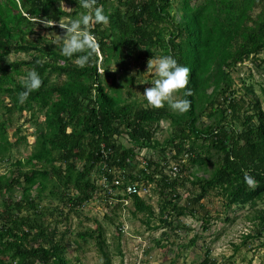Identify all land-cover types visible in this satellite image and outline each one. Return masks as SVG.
Wrapping results in <instances>:
<instances>
[{"label":"trees","instance_id":"16d2710c","mask_svg":"<svg viewBox=\"0 0 264 264\" xmlns=\"http://www.w3.org/2000/svg\"><path fill=\"white\" fill-rule=\"evenodd\" d=\"M62 4L71 11L63 10ZM96 6H103L109 23L88 27L99 52L80 67L75 56L83 53L64 56L45 37H35L34 26L56 19L55 25L44 28L63 36L66 30L59 27V20L70 23L80 12L91 14V10L80 8L77 0H0V110L6 115L0 116V161L16 169L15 175H0V196L4 197L0 201V264H70L65 244L69 230L60 231V224L68 223L71 213L79 214L101 194L96 180L103 162L129 173L143 149H158L163 164L145 159V168L138 176L129 173L125 184L156 183L161 197L157 215L137 195L99 196L100 200L112 198L119 209L129 200L134 214L144 215L145 224L156 216L160 225L154 230L173 232L184 227L180 218H198L200 209L206 231L210 218L202 201L215 192L222 197L225 211L248 208L253 212L252 217L246 216L253 229L242 244L263 238L264 208L258 207L264 206L263 103L252 85L244 81L241 88L235 85L232 73L246 62L264 71V0H97ZM137 52L149 60L170 54L190 69L189 111L177 114L168 105L144 108L123 100L114 81L103 83V76L115 77L110 72L112 64L125 70L124 60ZM18 54L28 60L9 62L11 55ZM33 69L43 83L20 103L23 77ZM182 92L180 98H184ZM261 93L264 101L262 86ZM23 112L30 116L27 123L37 127L38 137L30 155L12 163L14 150L26 138L10 142L6 125L12 115ZM38 113L44 117L41 123ZM204 117L209 124H203ZM163 121L169 122L171 132L161 144L155 137ZM20 131L18 127L16 134ZM123 137L129 147L121 142ZM168 149L173 152L169 159L178 167L175 177L164 174ZM102 150L109 151L106 161ZM188 165L213 170L207 178L188 180L197 193L180 205L178 178ZM245 172L257 181L254 188L244 182ZM16 189L21 192L19 200L13 199ZM33 190L36 196L31 195ZM49 198L62 208L41 206ZM55 213L59 215L53 222L45 221ZM78 237L83 242L95 240L103 264H111L100 226ZM204 256L199 264H222L210 257L209 250Z\"/></svg>","mask_w":264,"mask_h":264},{"label":"rangeland","instance_id":"374dc122","mask_svg":"<svg viewBox=\"0 0 264 264\" xmlns=\"http://www.w3.org/2000/svg\"><path fill=\"white\" fill-rule=\"evenodd\" d=\"M60 6L67 12L71 11V8L66 4ZM61 22L67 23V20L65 19ZM44 27L45 25L42 22L34 26V36L40 35L45 37L53 47L60 50V35L57 36L53 32H48ZM24 59L28 60L23 54L11 55L9 62ZM124 61L126 69L123 70L124 68L121 66L112 64L110 72L115 77L103 76V83L110 85L114 81L116 84L115 90L121 94L123 100L133 102L144 108L152 107L147 104L142 95L144 90L150 88L156 79L154 74L146 73L149 59L145 58L142 52H137L134 56ZM232 76L235 80V85L239 88L243 85L242 81H244L246 86H253L255 94L263 103L264 110L263 94L261 93V86L264 87V71L256 69L251 62H246L238 67V70H234ZM131 78L133 79L132 84H130ZM52 80L55 81L54 77ZM107 90L112 92L110 89ZM177 98H180L179 95ZM168 108L170 111L180 114L169 106ZM3 115L6 117L2 113V110H0V116ZM29 117L27 112H23V114L16 113L12 115V122L6 125L10 142L16 141L19 136L26 138V143L21 142L14 150L12 163L16 160L26 159L32 152L34 143L38 137V134H36L37 127L31 123H27ZM37 117L39 123L44 119L41 113H38ZM1 119L2 117H0ZM202 122L206 125L210 121L207 117H204ZM18 127H21V131L16 134ZM159 127L160 130L155 138L162 144L169 137L171 126L169 122L163 121L159 123ZM121 142L128 147L130 146L127 137H123ZM198 144L203 145L200 142ZM172 155L173 152L168 149L165 157L168 160ZM214 157L215 155H212V160ZM145 159H150L156 164H163L164 162V158L158 149L155 151L143 149L138 152L136 163L133 164L128 172L131 175L138 176V171L143 167L141 163ZM10 164L0 161V175L11 176L16 174V169ZM174 164L175 162L169 159V168L164 171V174H167L170 167ZM212 170L211 166L204 170V168H198V165H188V169L178 178L179 186L177 192L180 195V205H185L187 200L197 193L191 187L189 181L194 176L207 178ZM159 178L160 176L157 175L156 179ZM138 184L147 187L148 192L142 197L153 207L157 215L161 197L156 183L138 182ZM36 193L33 190L31 195L36 196ZM20 195V190L16 189L13 192V199L19 200ZM99 196L103 197V194L95 196L92 201L82 207L79 214L71 213L69 222L62 223L59 226L60 231H64L65 227L69 230L65 236V244L67 246L66 258L70 264H103V257L95 240L87 239L83 242L78 237L79 233L87 229L95 230L97 226H100L103 230V239L106 241L105 250L111 258V264H199L204 259L206 250H209L211 258L218 260L222 264H264V247L262 246L264 237L251 239L246 244H242L245 234L250 233L253 229V224L246 220V216L252 217L253 212L248 208L244 210L233 208L234 210L225 211L222 197L216 195L215 192L202 201L210 218L206 231L203 229L205 222L201 218L204 212L200 209L198 218H180L184 226L182 229L175 232L169 228L154 230V227H159L160 225L156 216L147 225L144 223V215L134 214V207L129 200H125V204L119 209L116 208L118 205L117 201L100 200ZM2 199L4 197L0 196V201ZM41 206H47L50 209L56 207L62 208L60 202L51 200V198L41 202ZM258 207L264 208L262 205ZM66 212L67 209L64 213ZM57 215L59 214L55 213L52 217L47 216L45 221L53 222ZM108 219H113V223ZM59 220L61 221L63 218L60 217ZM118 228L120 229L119 231ZM163 233L167 234V238L162 237ZM195 237L196 240L192 244L191 241ZM77 258L79 262L76 261Z\"/></svg>","mask_w":264,"mask_h":264},{"label":"clouds","instance_id":"9594fccd","mask_svg":"<svg viewBox=\"0 0 264 264\" xmlns=\"http://www.w3.org/2000/svg\"><path fill=\"white\" fill-rule=\"evenodd\" d=\"M64 3V0H63ZM78 6L89 11L80 12L70 23H62L59 20V27L66 30L61 38V53L66 57H73L74 54L83 53L75 56V63L84 67L88 65L94 54L99 52V44L95 35L88 30L90 24L109 23V16L105 13L103 6H96L97 0H77ZM46 27L51 28L57 23L56 19H44L41 21ZM154 74L156 79L150 88H146L143 97L147 104L154 108H161L165 103L174 111L186 113L189 111L191 101L187 98L192 95L189 88L190 69L178 63L177 59L170 54L152 56L148 61L147 72ZM43 81L40 74L35 70H30L23 77V91L18 93L20 103H24L32 91L38 90ZM184 98H177L181 93ZM244 182L254 188L257 181L244 173Z\"/></svg>","mask_w":264,"mask_h":264},{"label":"built area","instance_id":"2783aa9c","mask_svg":"<svg viewBox=\"0 0 264 264\" xmlns=\"http://www.w3.org/2000/svg\"><path fill=\"white\" fill-rule=\"evenodd\" d=\"M108 152L109 151H105V152L103 150L101 151L103 160L105 161L108 158ZM141 164L143 166L142 168L144 169L146 166V161H142ZM167 168H169V166H167L166 169ZM177 172H178L177 164H174L172 167H170L168 173L165 175L169 177H175ZM128 175L129 173H127L124 169L109 167L107 164L103 162L102 173L100 177L97 179V185L100 186L102 190L101 194H103V196H110L112 198L115 197L116 195H120V196L137 195L140 197L146 195L148 192L146 189L147 187L138 184V182L125 184V180L128 177ZM118 188H121L122 190H119ZM112 198L108 200H113Z\"/></svg>","mask_w":264,"mask_h":264}]
</instances>
